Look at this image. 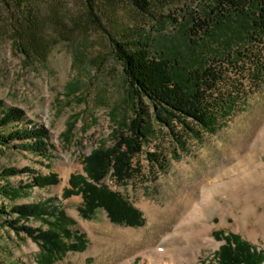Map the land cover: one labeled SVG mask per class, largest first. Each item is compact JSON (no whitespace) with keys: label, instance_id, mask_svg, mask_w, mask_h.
Wrapping results in <instances>:
<instances>
[{"label":"rangeland","instance_id":"374dc122","mask_svg":"<svg viewBox=\"0 0 264 264\" xmlns=\"http://www.w3.org/2000/svg\"><path fill=\"white\" fill-rule=\"evenodd\" d=\"M94 1L90 10L86 0H36L35 13L48 43L45 60L38 61L17 48L23 27L12 18L17 15L10 9L12 1L0 0V100L5 107L24 111L16 127L35 124L48 131V155L23 148L21 140L0 145V171L24 169L8 179L14 185L36 175L54 173L59 178L15 199L0 196V205L50 201L59 215L18 225L53 229L67 246H78L57 250L49 258L26 232L3 223L16 214L1 215V264H218L223 238L232 233L264 252V221L247 215L243 184L236 180L245 175V168H255L259 197L254 212L264 214V84L215 133L189 137L185 150L176 149V157L169 128L156 121L144 100L155 135L134 158L140 175L117 182L109 173L104 179L141 211L142 225L114 223L103 209L84 217L83 197L65 196L73 174L87 176L85 157L115 145L136 116L133 88L115 55L113 39L147 42L152 56L178 61L184 70L224 53L233 39L231 29L243 24L216 25L213 34L195 46L187 36L191 17L208 13L215 0H148L146 12L131 0ZM147 152L167 155V172L154 168ZM219 179L232 184L230 195L212 188Z\"/></svg>","mask_w":264,"mask_h":264},{"label":"trees","instance_id":"16d2710c","mask_svg":"<svg viewBox=\"0 0 264 264\" xmlns=\"http://www.w3.org/2000/svg\"><path fill=\"white\" fill-rule=\"evenodd\" d=\"M11 1L13 5L10 9L17 14L12 18L17 20L19 27H23L21 35H18L22 40L18 38L15 43L17 48L26 58L45 60L48 43L42 23L35 13L36 0ZM131 1L141 11L148 10V0ZM86 3L90 10L94 9V0H86ZM232 22L243 24L231 29L233 39L227 44L225 52L207 56L192 69L183 70L178 61H172L162 54L155 58L148 43L139 39L112 40L115 55L123 64L138 107L136 116L126 127V135L120 136L112 147L94 149L85 157L87 176L73 174L70 178L72 187L65 190V196L80 194L83 197L81 212L84 217L103 209L114 223L130 226L143 224L141 211L121 193L110 189L104 179L109 173L117 182L130 181L140 175V167L135 166L134 158L155 135L144 100L151 105L156 121L169 128L176 157V149L185 150L189 137L201 139L204 134L215 133L237 106L264 84V0H215L208 13H196L191 17L187 28L189 42L197 46L199 40L213 34L214 26H229ZM24 114L21 108L5 107L0 100V145L8 146L14 140H21L23 148L48 155L47 129L35 124L32 127H16L17 122L24 120ZM7 127L12 129L5 131ZM146 157L154 168L167 172V155L147 152ZM24 172V169L15 167L1 169L0 179L5 183L0 185V196L15 199L35 186L44 187L59 181L54 173L36 175L18 185L8 181L10 177ZM15 214L17 217L5 219L3 223L26 232L40 243L43 251H48L49 258L62 248L78 247L76 244L67 246L53 229L45 231L18 225L21 220H47L59 215V209L50 201L17 204L10 208L0 205V216ZM63 233L70 236V231L65 228ZM223 239L225 243L217 254L218 264H264V252L240 235L232 233Z\"/></svg>","mask_w":264,"mask_h":264},{"label":"bare ground","instance_id":"6f19581e","mask_svg":"<svg viewBox=\"0 0 264 264\" xmlns=\"http://www.w3.org/2000/svg\"><path fill=\"white\" fill-rule=\"evenodd\" d=\"M263 133H264V130H263ZM255 172H256L255 168L251 167V165H250L249 167L245 168V175H243L241 180L238 177H237L238 179H236V180L239 181V184L241 182L243 184L242 189L245 191V201H246V205H247V215L248 216H252L253 215V216L257 217V218L259 217L261 220L264 221V214H260V216H259V214L257 212H254V202H256L258 200V197H259L258 182H257V177L255 176ZM261 174L263 175L264 171ZM206 180L207 179H204V182H202V183H205V185H203L204 188L206 186ZM213 184H214V187H212V188H214L215 191L221 190L227 196L230 195L231 192H232L231 191L232 190V184L230 182H228V181H224L223 179H219L218 181H216ZM239 184H236V185H239ZM247 233L249 235L253 234L250 231L247 232Z\"/></svg>","mask_w":264,"mask_h":264}]
</instances>
